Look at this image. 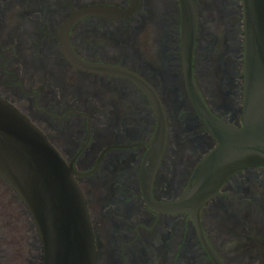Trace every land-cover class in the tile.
I'll use <instances>...</instances> for the list:
<instances>
[{
  "label": "flooded vegetation",
  "instance_id": "1",
  "mask_svg": "<svg viewBox=\"0 0 264 264\" xmlns=\"http://www.w3.org/2000/svg\"><path fill=\"white\" fill-rule=\"evenodd\" d=\"M196 19L193 80L220 121L243 124V0H191ZM113 7L124 16L81 14ZM179 0H0V97L48 139L86 200L96 264H215L188 212H163L146 198V163L157 116L167 124L152 184L161 203L177 201L218 146L192 103L182 57ZM73 56L88 65L73 64ZM112 66L129 75L99 72ZM152 94V95H153ZM31 222L28 264H43ZM29 218V219H28ZM207 241L223 264H264V166L243 168L200 212ZM230 244L225 258L215 240ZM1 264V262H0Z\"/></svg>",
  "mask_w": 264,
  "mask_h": 264
},
{
  "label": "water",
  "instance_id": "2",
  "mask_svg": "<svg viewBox=\"0 0 264 264\" xmlns=\"http://www.w3.org/2000/svg\"><path fill=\"white\" fill-rule=\"evenodd\" d=\"M183 13L182 57L192 103L218 142L197 166L194 183L175 202L152 196V184L162 159L167 124L157 97L150 94L157 126L146 163L148 203L168 213L188 212L215 264H223L202 231L200 212L221 186L249 166H264V0H243L245 18L243 124L217 119L204 104L193 80L196 19L191 0H179ZM81 14L124 16L113 7L86 9ZM73 64L88 65L73 56ZM95 70L128 76V71L98 65ZM0 174L21 197L41 236L43 264H96L97 252L86 200L70 169L44 134L0 97Z\"/></svg>",
  "mask_w": 264,
  "mask_h": 264
},
{
  "label": "rangeland",
  "instance_id": "3",
  "mask_svg": "<svg viewBox=\"0 0 264 264\" xmlns=\"http://www.w3.org/2000/svg\"><path fill=\"white\" fill-rule=\"evenodd\" d=\"M29 219V218H28ZM31 222L21 214V206L13 191L0 178V262L1 264H28L25 259L32 249ZM215 240L225 258L235 256L229 253L230 244ZM239 264L238 262H236Z\"/></svg>",
  "mask_w": 264,
  "mask_h": 264
}]
</instances>
